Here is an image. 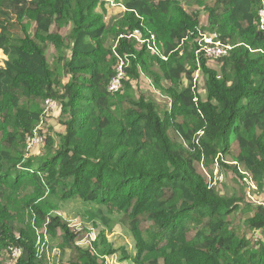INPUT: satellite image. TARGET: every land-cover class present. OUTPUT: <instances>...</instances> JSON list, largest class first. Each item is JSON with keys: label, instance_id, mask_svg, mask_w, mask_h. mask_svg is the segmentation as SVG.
<instances>
[{"label": "trees", "instance_id": "trees-1", "mask_svg": "<svg viewBox=\"0 0 264 264\" xmlns=\"http://www.w3.org/2000/svg\"><path fill=\"white\" fill-rule=\"evenodd\" d=\"M111 1L124 13L107 45L104 0H0V198L33 182L47 198L27 203L33 227L46 224L72 264H105L99 256L117 251L134 264H264V205L221 195L212 184L217 163L236 179L244 169L264 194L262 0ZM135 29L162 43L159 54L127 37ZM200 32L216 33L228 53L208 59ZM123 56L125 78L110 92ZM141 75L168 108L124 93ZM46 100L60 109L63 130L55 135L39 129L50 117ZM34 132L43 140L29 148ZM233 142L230 163L224 157ZM68 199L90 205L83 216L110 231L108 213L117 211L134 255L115 248L106 230L94 252L76 246L79 233L50 215ZM11 217L0 210V252L18 248L14 264H47L35 233Z\"/></svg>", "mask_w": 264, "mask_h": 264}, {"label": "rangeland", "instance_id": "rangeland-1", "mask_svg": "<svg viewBox=\"0 0 264 264\" xmlns=\"http://www.w3.org/2000/svg\"><path fill=\"white\" fill-rule=\"evenodd\" d=\"M106 3L105 9L103 11L98 10L103 15V19L106 25L105 33L102 36V41L109 45L111 43V36L110 31L113 29L114 24L116 21H118L123 13L124 9L122 6H117L115 3H113L111 0H104ZM147 29L151 31V27L147 26ZM156 38H154L155 41ZM138 45H141L140 41L137 42ZM162 43L155 42L153 49L155 52H160L163 48ZM48 55L50 53L48 52ZM1 58V57H0ZM1 62V60H0ZM152 70H155V67H150ZM138 82L140 84H138ZM136 84H133L134 87H131L128 90H125V94H129L136 98L138 94H144V96L147 99L155 101L161 108H165L167 105V101L163 99V95L159 94L158 92H155V89H152L151 87V79L148 77H145L141 75L139 81ZM200 85L202 84L199 83ZM201 95H204V88L200 87ZM157 95V96H156ZM169 103L167 105V108L169 107ZM166 109V108H165ZM164 109V110H165ZM59 106H57V103L53 102V104L48 108L47 113L49 114V118L47 120V123L45 124V127L43 124V121L41 123L40 130L47 131L48 133H52L55 135V133L61 132L63 130L62 125L59 123ZM37 135L40 137V134L37 132ZM232 150L231 153L226 155L224 157L225 161H228L232 163L233 156L232 154L236 152V144L232 143ZM40 152V151H39ZM38 154V153H37ZM200 169L202 170V167L200 166ZM242 169V168H240ZM205 173V171H204ZM213 175L218 176L221 178V182L217 183L216 189L219 194L224 196H231L235 195L238 197H241L243 201L250 200L254 203H262L264 205V194L262 192H259L255 185L250 180L249 174L242 169L241 170V176L242 178L236 179L234 175L227 172H222L219 170V166L217 163L213 165ZM207 180H210L208 176ZM213 180V179H212ZM38 187L31 181H26L24 184L18 188L17 190L7 189L3 196L0 198V210H6L8 211L12 217V221L14 224L19 225L21 227H26L30 233H35L34 236L36 237V231L33 227V220H34V213L33 211L28 207V201L32 198H36V204L45 205V202L47 198L42 197L40 193L38 194ZM46 194V192H45ZM39 197V198H38ZM242 205V202L239 203ZM90 205L86 204L80 199H68L64 201H59L58 206L54 208L50 215H58L63 220L71 223L74 220H78L82 223V225L85 226H91L93 225L92 222H89L84 216V211L89 208ZM117 211L109 212L108 217L112 218L111 225H113L112 230L110 231L107 226L102 225L101 223H97L96 226H94L97 230V232H100L101 230L107 231V239L110 241L115 248L118 247H124L128 252H126L129 256H133L136 249L134 248V242L132 239L131 234L129 233V230L127 227L122 225L121 223L117 222L118 218ZM112 221L114 223H112ZM242 222H239V225L242 227L241 232L242 234H245L246 237H250L252 235V232L248 231L245 226H242ZM238 223V222H237ZM34 231L32 232V228ZM37 230L41 231L42 228H36ZM191 232V231H190ZM258 234L255 233L254 236H257ZM54 236L48 235L44 239V245L43 243H40L39 245H36L35 242V248L38 252L39 257L42 256L44 261L47 264H72L70 262V259H72V252L66 251L61 258H59V248H58V239ZM55 239V240H54ZM14 257L12 256V253H8L7 251L0 252V264H14ZM100 260V259H99ZM106 263L105 264H134L132 262V259L124 258L123 254H120L119 251L115 252L112 255H108L106 257Z\"/></svg>", "mask_w": 264, "mask_h": 264}, {"label": "built area", "instance_id": "built-area-1", "mask_svg": "<svg viewBox=\"0 0 264 264\" xmlns=\"http://www.w3.org/2000/svg\"><path fill=\"white\" fill-rule=\"evenodd\" d=\"M258 18H259V28L264 29V0H262V5L258 9ZM127 37L133 38L137 42L140 41V43L141 42L146 43L147 48L154 51L153 46L156 42V39L154 41L155 36L153 34H151L149 38H143L142 32L139 29H135L132 33L128 34ZM199 41L201 42L200 51L203 50L204 55L210 60L221 58V57L225 56L228 53V50L231 48L229 45L223 44L220 41V39L216 33H201V38L199 39ZM112 50L114 51V48H112ZM155 53L159 54V52H155ZM126 63L128 64V59L126 56H123L122 58H118V61H117L115 68H114V74L110 78V80L107 84V90L108 91L116 92L117 90H119L121 88V86H122L121 80L125 78V73L123 71V68L126 66ZM194 80H196V77L194 78ZM53 102L54 101H51V100L45 101V110H44L45 112L53 104ZM42 140H43L42 137L41 136L39 137L37 135V133L34 132L33 136L30 137L27 141L28 147L29 148L34 147L35 145L41 143ZM250 180L252 181L251 177H250ZM218 182L219 183L221 182V178L218 176H214V179L212 180V184L217 185ZM252 183H253V181H252ZM67 223H68V227L71 228V230H73L76 233H79L77 236V239L75 241V245L82 247V248H89L90 250H92L94 252L93 247H92V243L97 238L98 233H99V232H97L96 228L93 225H91L89 227L82 225V223L78 220H74L71 223H69V222H67ZM45 225L46 224H44L41 231H39L35 228L36 245L43 243L45 237L48 236L47 229H46ZM43 245H44V243L42 244V246ZM37 250H38V248H37ZM11 253L15 259H17L21 254L20 249H18V248H14ZM59 254H61V250L59 251ZM37 255H38V252H37ZM108 255H112V254H106L103 256H99V259L100 260L103 259L104 262L106 263L105 259ZM59 258H61V255H59ZM129 259L131 260L130 257H129Z\"/></svg>", "mask_w": 264, "mask_h": 264}]
</instances>
